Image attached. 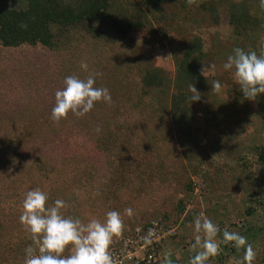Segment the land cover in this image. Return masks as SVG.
I'll use <instances>...</instances> for the list:
<instances>
[{
    "label": "trees",
    "instance_id": "trees-1",
    "mask_svg": "<svg viewBox=\"0 0 264 264\" xmlns=\"http://www.w3.org/2000/svg\"><path fill=\"white\" fill-rule=\"evenodd\" d=\"M260 3L249 0L235 9L232 3L226 14L238 44L241 37L259 33L245 49L258 56L264 52V8ZM137 4L139 9L130 11L120 0H0V58L3 51L20 50L19 60L25 63L27 81L33 79L34 87L33 95L17 92L16 98L12 96L13 85H6V93L0 85V170L4 172V176L0 173V247L4 254L0 264H24L25 249L32 244L19 221L25 194L39 188L48 195L51 205L56 199L67 203L72 201L73 182L79 187L76 207L83 222L89 220L91 205L98 208L113 197L115 211L128 228L123 236L136 227L142 231L158 229L162 237L158 243L148 245L146 253L154 255L155 249L167 246L185 257L186 248L193 245L194 232L186 225L196 216L184 210L194 189L191 178L200 170L192 161L191 151L177 143L191 136L190 95L186 91L190 84L204 83L199 71L204 57L201 39H183L172 78L156 64L149 67L148 60L144 65L136 63L130 55L131 43L155 32L152 23L168 16L179 15L187 21L194 18L186 0H139ZM169 5L174 10L167 16L164 8ZM217 5H200L205 13L201 20L209 15L211 23L217 25ZM144 10L155 15L146 17ZM160 32L163 37L167 35L163 27ZM25 50H29L27 55ZM82 60L89 66L87 72L80 67ZM92 72L101 73L95 86L109 90L112 106L100 102L86 116L70 115L67 121L56 124L51 118L55 92L63 88L65 77L83 79ZM151 89H172L169 113L150 100ZM232 92L249 124L239 141L240 148L248 138L257 140L259 126L264 124V94L249 101L239 85ZM226 135L236 138V131ZM145 140L157 151L134 160L132 153L138 152ZM262 144L259 141V146L251 145L249 150L253 151L251 162L255 163L256 173H260L258 182L264 185ZM113 155L115 163L109 168L113 173L107 175L105 162ZM96 168L98 174L92 176ZM166 168L173 170L172 179L160 184L158 175ZM182 179L184 188L177 187ZM103 180H108V188L102 186ZM95 185L97 190H93ZM175 191L181 199L174 202ZM172 205L174 211L169 210ZM126 208L133 210L131 217L125 215ZM210 218L220 229L218 239H222L225 229L238 232L253 245L257 253L254 264H264V190L252 198L248 207L236 211V224L224 227L215 215ZM244 221L248 223L246 228ZM116 241L114 249L119 244ZM221 249V254L208 264H228V260L243 257V250L237 252L231 244H221ZM126 264L136 263L130 260Z\"/></svg>",
    "mask_w": 264,
    "mask_h": 264
},
{
    "label": "rangeland",
    "instance_id": "rangeland-1",
    "mask_svg": "<svg viewBox=\"0 0 264 264\" xmlns=\"http://www.w3.org/2000/svg\"><path fill=\"white\" fill-rule=\"evenodd\" d=\"M120 1L130 11L139 9L137 4L139 0ZM247 1L249 0H230V2L222 4L219 0H196V4L192 6L191 10L189 9L190 7L187 9L190 16L193 15L194 17L193 21L182 19L179 15L177 17L168 16L174 10L169 5L164 8V14L168 18L166 20L160 18L156 23H152L155 32L136 39L131 43L130 48V55L136 63L144 65L146 60H148L149 67L156 64L163 69L164 75L172 78L183 48V39L187 41L191 37L196 36L201 39V50L204 55L199 64V71L202 65H215V74L209 71L203 76L204 83L195 86L201 94L200 101L193 103L191 100L189 101V126L191 127V136L184 139V141H179L177 144L180 148H186L191 151L193 155L192 161L196 162L195 165L200 170L199 174L197 173V175L191 178L194 189L184 213L192 212L195 216L203 214L204 217L209 219H211L210 217L213 214L217 217L216 220L219 223L221 222L220 224L224 227H228L232 222L236 224L234 218L236 211H241L243 208L248 207L252 198L264 190L262 182H258L261 178L260 173H256L257 168L255 163L251 162V152L253 151L249 150L251 145H258L259 141L263 142L260 147L264 148V124L259 126V131L255 136L257 140L248 138L245 140L244 146L239 148V141H242L243 134H245L249 124L245 112L239 103L240 101L233 99L235 97L232 90L238 86L233 72L225 71L223 68L227 57L233 54V49L237 46L243 50L247 49L250 47V41L256 40L259 35V33H256L251 36H243L240 38L241 40H239L238 44L232 26L227 24L226 14L229 10L228 7L234 3L232 6L235 9L236 7L244 6ZM208 3L213 5L218 3V8L215 11L218 15L217 25L211 23L212 18L209 15H207L206 19L201 20V15L205 13L199 9V6L204 5L205 8V5ZM144 12L146 17L151 16V13L155 15L151 11L147 12L144 10ZM160 27H163V30L167 31L165 37L162 36ZM19 51H3L0 58V85H3L5 88L2 92L6 93L9 91L6 88V85L9 83L10 87L13 85L12 88L14 90H11L12 96L14 95L16 98L18 97L17 92L22 95H33L31 89L34 88L33 86L31 87L33 79L27 81V77L29 76L26 75L25 63H21L22 60H19L21 57L19 55L21 52ZM28 51L25 50L24 54L26 53L27 55ZM214 80H218L222 85V90L219 94L212 91V82ZM171 90L151 89L150 91V100L165 113H169L168 108ZM186 92L190 97L192 96L189 89ZM229 131H236V138L226 135ZM157 149L153 148L149 140H145L142 143L141 149L138 152L132 153V157L138 161L145 154L155 153ZM6 150L7 148L5 147V151L3 152L6 153ZM113 157L114 155L109 159L107 158L105 162L108 171L104 170V172L107 175L113 173V169L111 171L109 170L115 163ZM1 170L0 173L2 172ZM97 170L96 168L92 171V176L98 174L96 172ZM1 174L4 176V172ZM172 175L173 170L166 168L161 175H158L157 181L160 184L168 183L172 179ZM236 179H240L239 184L235 182ZM184 182L185 180L182 179L179 183L180 185L177 187L182 186L184 188ZM102 186L108 188V180L107 182L103 180ZM97 189L96 185L95 187L93 186V190ZM78 190L79 187L73 182V192L70 195L72 201H68V207L62 210L66 217L81 219L78 206L76 207L78 196L75 193ZM176 191L173 196L175 197L173 199L174 202L176 199H181V195ZM113 201L114 199L111 197L107 201L101 202L98 208H96V205H91L89 210L87 208L91 215H96L95 217L90 215L89 220L96 218L103 222L108 211H115L116 206L113 205ZM48 204L51 206L49 202ZM173 207L172 205L169 210L174 211ZM208 210L209 212H207ZM194 220L186 225V228L191 229L193 232ZM244 227H248L247 221H244ZM127 229L125 227L124 233H127ZM115 242L117 241L115 240ZM155 250L154 257L159 264H164L165 257L169 255L173 259H171L173 264H186L189 258L194 256L198 251L192 246H188L185 250V257H183L178 249L171 250L167 246ZM3 255V249L0 247V261ZM229 263L235 264V261L228 260Z\"/></svg>",
    "mask_w": 264,
    "mask_h": 264
},
{
    "label": "clouds",
    "instance_id": "clouds-1",
    "mask_svg": "<svg viewBox=\"0 0 264 264\" xmlns=\"http://www.w3.org/2000/svg\"><path fill=\"white\" fill-rule=\"evenodd\" d=\"M186 3L193 6L196 0H186ZM260 7L264 8V0H261ZM21 27L26 29L27 25L22 24ZM80 67L87 72L89 66L82 60ZM223 68L233 72L245 99L256 101L259 95L264 94V52L258 56L255 51L246 52L237 47L227 57ZM209 71L215 74L214 64L202 65L200 74L205 76ZM99 75L101 73L92 72L83 79L76 75L65 77L63 88L55 92L51 118L56 124L67 121L70 115L82 118L100 102L112 106L109 90L95 86ZM221 90V83L214 80L212 91L219 94ZM189 91L192 103L200 101L201 94L194 84L189 85ZM96 131H100L99 126ZM48 199V195L39 188L25 194L19 221L29 233L32 244L25 249L24 264H116L111 248L125 230L119 212L108 211L103 222L92 218L85 223L63 214L62 210L68 207L63 199H56L51 206ZM124 212L129 217L133 215L131 208ZM219 234L220 229L211 219L203 214L196 216L192 247L199 250L189 258L188 264H208L221 254V244H231L237 252L243 250L242 259L236 260L235 264H254L257 253L246 237L227 229L223 231L222 239H218ZM164 264H173L170 255L165 257Z\"/></svg>",
    "mask_w": 264,
    "mask_h": 264
},
{
    "label": "built area",
    "instance_id": "built-area-1",
    "mask_svg": "<svg viewBox=\"0 0 264 264\" xmlns=\"http://www.w3.org/2000/svg\"><path fill=\"white\" fill-rule=\"evenodd\" d=\"M150 231L151 236H149ZM161 237L158 229L142 231L136 227L128 235L118 239L117 249L111 248L116 264H126L130 260H134L136 264H155L156 258L153 253H146L145 249L148 245L158 243Z\"/></svg>",
    "mask_w": 264,
    "mask_h": 264
},
{
    "label": "crops",
    "instance_id": "crops-1",
    "mask_svg": "<svg viewBox=\"0 0 264 264\" xmlns=\"http://www.w3.org/2000/svg\"><path fill=\"white\" fill-rule=\"evenodd\" d=\"M164 101L166 102L165 98H164Z\"/></svg>",
    "mask_w": 264,
    "mask_h": 264
}]
</instances>
